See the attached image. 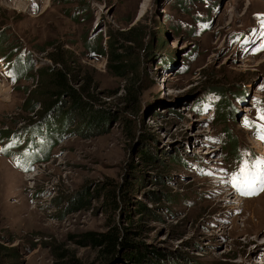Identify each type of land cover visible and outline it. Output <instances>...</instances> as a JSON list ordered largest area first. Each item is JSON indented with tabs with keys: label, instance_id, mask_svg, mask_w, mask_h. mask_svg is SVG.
Returning a JSON list of instances; mask_svg holds the SVG:
<instances>
[{
	"label": "rangeland",
	"instance_id": "obj_1",
	"mask_svg": "<svg viewBox=\"0 0 264 264\" xmlns=\"http://www.w3.org/2000/svg\"><path fill=\"white\" fill-rule=\"evenodd\" d=\"M262 18L264 0H0V264H102L83 233L113 227L129 241L109 264H264V190L223 182L239 151L264 160L245 125L264 108ZM115 37L138 71L108 68ZM58 61L102 108L98 126L68 98L40 118L47 91L30 89Z\"/></svg>",
	"mask_w": 264,
	"mask_h": 264
},
{
	"label": "trees",
	"instance_id": "obj_2",
	"mask_svg": "<svg viewBox=\"0 0 264 264\" xmlns=\"http://www.w3.org/2000/svg\"><path fill=\"white\" fill-rule=\"evenodd\" d=\"M131 38H134L135 36L131 35ZM243 37V35L241 36ZM7 39V37H1L0 38V45ZM132 40V39H129ZM100 44V43H99ZM104 47L106 46V49L108 47V53H109V61L107 62L108 68L112 69L115 73L121 75L124 72H126L128 69L131 71L132 68L135 71H138L139 64L138 62L135 63L133 66V62L130 60L125 59V57L131 56L132 53H126L128 49L126 45L121 43L119 41L118 37H115L113 39H109ZM100 52H104L102 45H99ZM107 52V51H105ZM11 54H8L6 56H10ZM16 59V60H14ZM14 59L11 61V68L10 70L13 73L16 74L18 78H21L24 75V72L29 70L31 68L30 63H25L24 58H20L19 55H16ZM133 66V67H132ZM132 67V68H130ZM39 73L43 76V81L38 84V87L30 89L31 94L34 95L32 100L35 101L36 96H40L41 92L45 93V90L47 91V94L44 96L46 99H42L38 97L37 101H41L40 105H42V108L40 110V118L43 117L44 119L48 117L50 112L57 109L60 106H63V98H68L70 103L66 109V111L70 108H74L77 110H80L81 112H85L88 119V124L90 125H96L98 126L100 123L103 122L105 119V113L103 112L102 108L98 109L94 106L93 101L91 100L90 92L88 91V87L80 86L76 87L73 84L74 75L71 74V69L67 67L65 62L58 61L57 65L47 66L46 68H42L38 70ZM218 88V87H217ZM138 90L134 87H131L128 92V97L131 100H136V92ZM244 97L243 94H241V98ZM97 108V109H96ZM105 111V110H104ZM47 114V115H46ZM232 115L234 113L232 112ZM33 124L30 126H41V121H33L31 120ZM8 131V130H7ZM6 131V132H7ZM5 132V131H4ZM228 140H231V145L229 148V155L236 154V144L238 142V139L235 135H231L228 131ZM142 151V155H145V150L140 149L139 152ZM242 151H239L237 154L239 156L240 160ZM148 156V155H147ZM146 156V157H147ZM110 187V185H109ZM111 189L107 193V196L109 197V202L113 204L116 208H119V203L125 201L126 192H123V190H120L118 192H115L113 187H110ZM114 207V208H115ZM83 238H86L90 244L93 247L98 248L100 251L104 253V260L102 261V264H109L115 257H122L126 255V252H119L120 248H125L127 245L126 238H121L120 235H118V232L116 231V228L113 227V229L107 230V231H93L88 230L83 233ZM141 252L136 251V253H129V256L133 257V260H139L138 258L141 257ZM112 257V258H111Z\"/></svg>",
	"mask_w": 264,
	"mask_h": 264
},
{
	"label": "snow or ice",
	"instance_id": "obj_3",
	"mask_svg": "<svg viewBox=\"0 0 264 264\" xmlns=\"http://www.w3.org/2000/svg\"><path fill=\"white\" fill-rule=\"evenodd\" d=\"M261 27L264 28V18L261 19ZM260 35L264 37V32H261ZM262 48H264V42H262ZM8 74L12 75V73ZM245 125L255 128L257 137L264 140V108H258L256 119L251 121L246 119ZM27 154L26 152L25 155ZM18 166L22 167L23 164L18 161ZM223 182L230 184L242 195L249 196L257 194L258 191L264 190V160L257 159L251 165L245 160L238 172L232 173Z\"/></svg>",
	"mask_w": 264,
	"mask_h": 264
},
{
	"label": "bare ground",
	"instance_id": "obj_4",
	"mask_svg": "<svg viewBox=\"0 0 264 264\" xmlns=\"http://www.w3.org/2000/svg\"><path fill=\"white\" fill-rule=\"evenodd\" d=\"M10 73V72H9ZM257 145V143H255ZM248 200V199H247Z\"/></svg>",
	"mask_w": 264,
	"mask_h": 264
}]
</instances>
